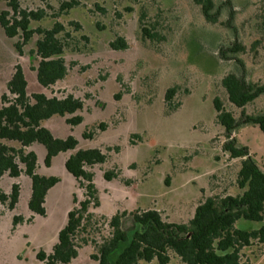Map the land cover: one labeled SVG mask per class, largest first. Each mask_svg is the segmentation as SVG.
<instances>
[{
  "label": "rangeland",
  "instance_id": "obj_1",
  "mask_svg": "<svg viewBox=\"0 0 264 264\" xmlns=\"http://www.w3.org/2000/svg\"><path fill=\"white\" fill-rule=\"evenodd\" d=\"M18 1L22 10L42 13L40 20L30 22V29H50L55 22L63 26L57 37L67 74L48 88L40 87L31 69L35 63L29 61L40 36L33 34L18 53L14 45L20 36L9 39L0 28V97L13 99L6 82L18 65L28 97L41 93L79 99L82 109L73 115L81 117L78 125L59 116L42 125L54 138L73 137L77 149H99L105 161L85 167L95 189L91 198L86 182L80 185L64 168L73 151L59 153L46 166L43 146L25 148L36 154V173L54 176L58 183L47 192L40 216L27 208V176L21 172L17 178L7 174L0 178V195L6 198L0 201V264H42L37 253H51L68 212L86 199L89 205L74 237L77 256L69 264H96L92 256L110 237L109 221L115 214L125 213L123 226L129 215L147 209L157 211L165 223L187 224L206 198L242 192L237 185L241 160L231 159L222 149L226 137L213 100L218 99L237 121L242 112H262L264 96L237 108L228 101L221 79L232 73L264 84V0H213L219 12L215 24L205 22L191 0ZM65 3L72 7L60 10ZM2 10L7 8L0 2ZM142 29L152 38L143 36ZM117 37L125 41L126 49H111ZM233 44L243 51L226 52L228 58H221L218 50ZM169 88L175 93L166 103ZM229 138L246 147L264 172V134L258 127L241 125ZM9 145L18 148L16 143ZM13 184L18 185L19 196L11 210L8 196ZM261 226L264 221L235 223L238 229ZM169 256L168 264H182L172 252ZM240 264H264V244L253 241L243 248Z\"/></svg>",
  "mask_w": 264,
  "mask_h": 264
},
{
  "label": "trees",
  "instance_id": "obj_2",
  "mask_svg": "<svg viewBox=\"0 0 264 264\" xmlns=\"http://www.w3.org/2000/svg\"><path fill=\"white\" fill-rule=\"evenodd\" d=\"M199 8L204 21L215 24L219 12L213 0H191ZM7 10L0 12V28L3 34L13 39L20 36V42L14 45L21 53L24 46L37 34L35 49L30 53L29 61L35 73L36 82L42 88H48L63 80L67 68L61 57L63 45L58 35L64 31L63 26L55 22L50 29L29 28L31 21H38L42 13L22 10L18 0H0ZM72 3L62 4L60 10L69 9ZM232 16L229 13V19ZM226 25V24H225ZM231 29L230 27H228ZM142 35L152 38L148 31L142 29ZM125 41L117 37L110 43L111 49H126ZM227 50V51H226ZM219 49L221 58H228L226 52L234 54L243 48L233 44L232 47ZM34 55V58H32ZM242 67V63L238 62ZM228 101L237 108H244L257 98L264 96V84L247 82L241 75L229 73L221 79ZM9 99L3 94L0 99V178L5 174L17 178L21 172L30 180V194L27 201L28 210L35 215H44V200L47 192L58 183L54 176H42L36 173L37 157L33 151H25L32 144H39L45 150L44 164L48 166L53 157L59 153L73 151L65 160V170L80 184L86 182L87 195L93 198L94 186L92 175L85 167L102 164L104 154L99 149H77V141L69 136L66 139L54 138L42 125L44 121L59 116L65 122L76 126L81 122L80 116H73L82 109V102L67 95L63 99L47 97L44 94L27 95V82L20 66L13 68L6 82ZM175 88L165 92L164 101L170 102ZM216 120L223 128L226 141L222 145L231 159H240L237 173V185L242 192L237 196L224 198H206L194 209L192 218L187 224L165 223L157 211L147 209L141 213L129 215L127 226H123L125 213L115 214L109 221L110 237L97 247V254L92 256L96 264H138L139 261L157 264H168L169 252H172L182 264H240V251L250 247L253 241L264 244V226L258 229H238L235 223L239 220L249 222L264 221V172L258 167L246 147L238 146L229 138L241 125H253L264 134V104L262 112L257 115L241 113L237 121L223 109L218 99L213 100ZM72 116V117H69ZM102 127V126H101ZM90 138V135H83ZM9 143L18 144V148ZM109 179V176H106ZM19 187L11 186L8 196V207L13 209L18 201ZM0 201L6 198L0 195ZM89 201L79 203V207L67 214L65 226L57 235V242L51 253H37L42 264H69L77 256L74 237L82 226L84 213ZM18 218L14 217V222Z\"/></svg>",
  "mask_w": 264,
  "mask_h": 264
}]
</instances>
